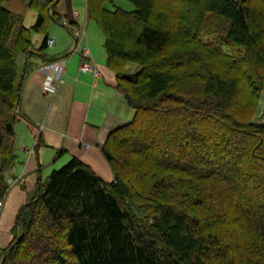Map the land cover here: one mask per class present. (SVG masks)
<instances>
[{"label":"trees","instance_id":"trees-1","mask_svg":"<svg viewBox=\"0 0 264 264\" xmlns=\"http://www.w3.org/2000/svg\"><path fill=\"white\" fill-rule=\"evenodd\" d=\"M5 1L0 201L17 161L16 125L45 145L21 91L32 56L56 59L43 53L49 21L63 24L59 0H27L30 28ZM106 1L85 0L87 18L134 111L101 146L113 180L75 156L39 179L0 264H264V123L246 118L264 91V0H127L130 11ZM32 31L43 34L36 50Z\"/></svg>","mask_w":264,"mask_h":264},{"label":"crops","instance_id":"crops-1","mask_svg":"<svg viewBox=\"0 0 264 264\" xmlns=\"http://www.w3.org/2000/svg\"><path fill=\"white\" fill-rule=\"evenodd\" d=\"M77 5L72 0H59L56 10L66 17L69 25L53 22L48 27V38H53L54 43L48 45L51 48L47 53L44 50L43 53L47 57L66 59L65 71L57 81L55 92L43 90L51 73L43 69L45 63L40 57H31L34 69L23 81L21 110L39 130L45 145L35 147V134L24 121L25 126L19 124L22 122L16 125L17 161L7 177L11 181L0 213V255L13 238L18 209L35 195L38 180H44L50 168L75 156L103 180L113 179L101 146L111 131L129 123L134 116V111L116 88L113 72L106 65L103 34L101 41L95 28L87 22L86 6V19L82 21V16L73 9ZM81 29L84 34L79 40L75 31ZM87 33L95 36V44L87 41ZM83 48L88 55L84 54ZM25 58V54L19 56L20 67ZM83 62L97 68L98 75L80 71ZM58 150L62 151L57 154Z\"/></svg>","mask_w":264,"mask_h":264},{"label":"rangeland","instance_id":"rangeland-1","mask_svg":"<svg viewBox=\"0 0 264 264\" xmlns=\"http://www.w3.org/2000/svg\"><path fill=\"white\" fill-rule=\"evenodd\" d=\"M72 1H75L76 2V5L78 7H74L73 9L77 10L79 12V14L82 16V21H84L86 19V13H85V2L84 0H72ZM105 7L108 8V9H113L115 6H118L124 10H127V11H130L132 9H134V6L131 2L127 1V0H109V1H106L104 3ZM3 6L13 12H16V13H19V14H22L23 15V23L26 27L30 28L33 24H34V20H35V12L34 10H32L31 8H29L28 6V1L27 0H6L4 3H3ZM66 21V22H65ZM68 20L66 19L65 16L62 17V23H67ZM87 22H89V24L91 25V27L95 28L96 32L98 33L99 35V38L100 40L102 41V32L100 31L99 27L97 26V24L92 20V19H87ZM51 23H53V21H49V26L51 25ZM68 24V23H67ZM69 25V24H68ZM47 30V33H48V29ZM89 30V29H88ZM79 31H82L83 34H84V31L83 29L79 30ZM31 35H32V46L35 48H39L41 42H42V39H43V34H40V33H36L35 31H32L31 32ZM48 35V34H47ZM49 36V35H48ZM83 38V37H82ZM86 38H87V41H94V44H95V36L87 33L86 34ZM80 40V39H79ZM90 45H91V42H90ZM51 47L47 46V48L44 49V52L47 53V51L50 49ZM58 60V59H57ZM54 62V61H53ZM137 65L135 64H129L127 67H126V72L127 74H132L135 72V70L137 69ZM247 119H249L250 122L252 123H264V91L261 93L260 95V98L259 100L257 101L256 103V106H255V110L254 112H252L249 116L246 117ZM22 123H19L21 124V126H25V123H23V121H20ZM24 124V125H22ZM68 161V160H67ZM66 161V162H67ZM66 162H63L62 164L58 165L57 167H52L50 168L49 170V173L54 170V169H59L61 166H63ZM113 180V179H112ZM11 181V180H10ZM8 180V182H10ZM15 181V180H14ZM13 181V182H14ZM5 198V196H4ZM4 198L2 199V203H1V207H0V213L2 211V207H3V200ZM143 216V215H142ZM17 233L14 232V235H13V240L14 238L16 237ZM10 243V242H9ZM8 246V245H7ZM6 246V247H7ZM5 247V248H6ZM3 251V250H2ZM1 251V255H0V258H2V253ZM53 264H57V263H53Z\"/></svg>","mask_w":264,"mask_h":264},{"label":"built area","instance_id":"built-area-1","mask_svg":"<svg viewBox=\"0 0 264 264\" xmlns=\"http://www.w3.org/2000/svg\"><path fill=\"white\" fill-rule=\"evenodd\" d=\"M75 35L77 38L81 39L83 37V32L82 31H75ZM47 43L49 45H52L54 43L53 38H49L47 40ZM83 52L85 55H88L87 50L83 48ZM65 65H66V59L65 58H60L54 62H50L46 64L43 69L50 72L51 76H47L44 84H43V90L46 91L47 93H54L56 90V84L57 81L61 79V76L64 74L65 71ZM80 71L83 72H90L93 75L97 76L98 75V70L94 66H92L89 62H83L80 67ZM2 201H0V207H1Z\"/></svg>","mask_w":264,"mask_h":264}]
</instances>
